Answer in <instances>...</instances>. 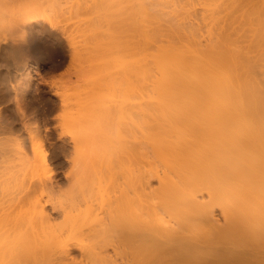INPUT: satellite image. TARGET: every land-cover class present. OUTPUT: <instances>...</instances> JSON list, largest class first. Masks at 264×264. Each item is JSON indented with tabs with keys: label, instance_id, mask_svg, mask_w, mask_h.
<instances>
[{
	"label": "bare ground",
	"instance_id": "bare-ground-1",
	"mask_svg": "<svg viewBox=\"0 0 264 264\" xmlns=\"http://www.w3.org/2000/svg\"><path fill=\"white\" fill-rule=\"evenodd\" d=\"M7 1L0 0L1 13H3L2 11L5 7H11L14 4L17 5L16 0H12L15 2L14 4L11 3L12 1H9L12 5ZM29 1L27 2L28 5L22 0L18 3L22 8H24L23 6H25V8L31 6L30 11H27V8V12L25 11L26 14L28 13V23H35L37 20H42L50 24L51 22L46 19V16L49 14H45V17L44 15L41 16V9L45 7L43 8L41 4V9H38V6H40L38 3H40L41 0L38 2L37 0H34L35 2H33V0ZM43 1L45 2V0ZM65 1L67 2V0ZM69 1L73 2V0ZM75 1L78 2L79 0ZM85 1L86 0H82V3L86 5ZM96 1H94L95 3L93 2L92 5L96 6ZM108 1H99L101 2L99 3L101 4L99 7L101 8L100 10H102V14H100L99 17L102 16L105 19L102 18L105 25L109 23L106 26L107 30L103 26L106 33L108 30L110 33L111 31H115L111 33L112 35L107 33L108 35L110 34V37L106 35L105 32V34H103V30H99L100 28L97 29L98 27L96 28L93 26L94 30L89 29L93 28L90 27L91 25H96V23L98 25L99 17H95L97 21L89 18V21L93 20L90 24H88V20V23L83 22L86 24V27H88V24V30L93 32L90 33L88 30L86 31L84 27L83 30L91 34L92 37L94 36V40L97 41V39L102 36L101 34L107 36L106 40V36L101 37L104 39H99L101 43L97 41L100 45L103 44V48L107 45L104 50L101 47L102 45H99L100 47L96 45L95 47V45H92L93 43L91 45L89 44L90 42L87 43L90 39H92L90 41H93V38L88 36L89 40L86 43L89 44L91 48L93 46L92 49L94 51L96 50V53L94 52L92 56L91 53L93 50L86 44L87 46L83 48L85 50H79V52L84 53L86 51L91 53L88 54L89 57L86 53V57L83 56V60L82 56H77V51H75L77 47H74V45L78 40H74L76 38L73 33L67 32L73 35H69L70 40L68 38L69 36L67 39L74 53L72 54L71 52V59H77L78 62H86L88 60L90 62L92 60L93 62L95 61L93 60L94 58L100 60L103 56H100L97 52L103 50L102 54L105 55L107 51L110 50V46H112L110 47L112 51L115 48V51H118L117 54L120 52L119 56L121 53V56L125 55L121 49L129 54L135 50L137 58L136 60H132V63L136 66H131L129 64L131 61H128V64L124 62L125 65H121L123 66L122 68L118 66L121 70H124L125 73L127 72V74L133 71L135 76L133 79L132 76L129 79L135 80L136 82L135 85L134 82H131L133 86H135L133 88L135 92L133 91L131 95V87V89L129 88L131 92L127 91L129 95H126L127 98V96L130 95L133 97L135 94V97H133V99L135 98L134 102L132 104L128 102L129 105L126 104L125 108L128 107L129 109L127 108V111H125L124 105L122 106L123 103H126L124 101H127V99L128 101L130 99L131 101L133 100L130 98L131 96L122 100L123 103L120 106L124 110L121 109L123 113L122 111L120 112L121 115H124H122L123 117L121 120L116 122L118 126H121H119L120 128L118 127L119 131L125 125V122L126 124L128 123V127H123V129L127 128L128 131L122 129L127 132V136L121 133L122 130L120 131V136L122 134V136H126L125 139H128L124 140L123 138L115 140L116 138L112 139L114 136L110 138L107 134L109 139H111L108 140V137L106 138L107 135H104L103 138L99 135L97 132V130H100L99 128L94 129V123H97L98 115V118L101 120L106 117L105 111L110 115L111 110L113 113L115 110L113 108L110 111L106 109L111 108L106 107L104 104L106 99H103L104 103H102L104 105H100L101 102L98 101L102 97L99 96V92L98 94L96 93L97 95L94 93L95 89L96 91H98V89L101 90V86L104 84L102 82L104 79L103 76L99 75L102 73V68L107 66L102 67L103 65H99L101 63L100 61L98 64L96 62L95 65L92 64V66L94 65L96 68L91 66V70L95 69L91 71V74H94V76L95 73L101 72L99 75L97 74L98 78H86L89 80V82L86 81L88 86L90 87L91 85L90 88H94V91L92 90L90 94L91 96L87 97L89 99H86L87 101L85 100L87 102V108L83 107V105L86 106V102H80L82 105H79L77 104V99H75L80 96L84 88L82 87V91H79L81 89L78 90V85L75 87L72 86V90L75 88L81 92H78L79 95L75 92V94L71 95H75L72 101L73 103L77 101V103L75 102L74 104L75 106L78 105V108L73 107L75 108L74 110H77L75 113L73 112V115H78L80 120L77 119L78 116L75 117L76 119L74 117L73 119L69 117L67 122L73 120L71 123L72 125H68L71 126L72 133L75 132L73 135L79 134L74 135L76 138L72 137L73 141L76 142L77 139H79L80 141H78L81 143V148L83 149L84 147L85 150H87V153H85L84 150L82 152V149L77 146V149H80L78 151L79 153L76 154L77 158L76 156L73 157V159H77H74L75 161L82 163V171H85L86 168H91V173H93L94 168L92 166L94 164L96 165L95 162L101 157L98 155V150H96L97 144L100 143V146L103 144V147H101L102 149L105 146L106 150L103 149L104 157L102 156L101 159H106L105 161L102 160V165L104 164L103 167L106 165L105 167L107 168L110 166V169L113 171L110 170L109 173L107 168V170L101 168L102 171L104 170L108 173L101 172V175L104 173L106 178L104 179V175L101 178L100 175L99 180L97 178L98 182L95 180V185L96 183L97 185L100 183L97 187L103 190L105 183L107 185L110 181L108 184L109 186L107 189H104V193L102 192L99 198L96 197L99 194L98 191H100L97 188V194L93 195V199L92 193L90 196L91 199L89 197L88 199H82L84 202L81 200L82 202L77 203V206L74 204L75 206H72L71 210H66L65 208L60 215L62 221L58 223L47 213L45 205L48 201L46 200L44 202L45 199H43V194L46 191L45 188H48L46 184L48 180L51 181V179H53V170L47 150L41 144L42 142L39 143L37 141L38 143H36L35 141L37 139L36 136H39L37 135L38 132L36 136H33L34 141H32L33 139L31 137L32 131L31 134L30 132L28 133V136L30 134L29 139H32L31 145L35 143L33 148H30V154L28 153L29 148L26 146L27 144L24 145L23 140H15L16 144H14L15 142H13L14 140L12 139L13 146L16 148H13L14 150L11 148L7 150V152L9 151L8 154L13 152V154L16 155L14 158L18 156L20 164L19 166H15V170L14 167H11L15 159L12 162H6L9 164L11 163L10 167L14 169L10 171L13 173L11 174L13 177L10 175L12 177V179H10L11 177L9 176L12 182L8 181L10 183L8 185L10 186L13 184L17 187V191L12 187L14 190L11 189V193H0V264H264V0H133L134 3L132 0L131 2H129L130 0H118L119 4L117 0H114V2L113 0ZM36 2L38 4L37 7L34 4ZM48 2H51V0H47V3ZM54 2L52 5L55 6ZM76 2H74L73 5L79 4H75ZM102 2H106L104 3L106 7ZM120 2L129 3V7L131 4H134L129 10V17H132L134 27L133 25L131 26V24L129 25L127 23L128 21H126V25L123 24L125 21L123 23L120 22L121 25L115 22V19L117 21V17L122 16L117 9L115 10V6L118 7L122 4ZM2 3L4 7H2ZM90 3H92V1ZM90 3L87 2V4ZM31 4L36 8L32 9ZM58 4H60V2H56L58 9L50 4L47 8L51 9L53 13L59 12L62 8H60L61 6ZM109 4L111 5L110 7L108 6ZM71 5H69L70 9H72ZM73 5V10L77 8L78 11L85 10L88 12V9L93 8L91 4L87 6L83 5L84 8H82V4L80 7L79 5L76 6V8H74L75 6ZM50 7L55 8L57 11ZM78 7L80 9H78ZM22 8L20 9L22 10ZM112 8L113 10H111ZM51 10L50 12H52ZM77 10L73 12L76 14ZM98 10L99 8L94 11ZM103 10H109L108 12L111 14H107V11L103 13ZM43 11L44 13H48L45 10ZM29 12L31 14H29ZM70 13L73 15L72 11H70ZM89 13L93 15V13L95 14L96 12L90 11ZM103 14H105L106 17ZM2 15L1 17L3 18ZM50 16L51 15L47 17ZM76 16L78 17L79 15L77 14L75 17ZM96 16H98V12ZM167 16H170L169 19L167 18L169 21L166 19ZM170 19H173V21ZM50 20H52V18ZM54 20L55 19L52 21ZM84 20L86 21L85 18L83 21ZM170 21L171 23L175 22L177 25L174 23H172L174 24L172 25ZM93 22L96 23L91 24ZM168 22L171 26L167 25L169 24ZM79 24L78 26L80 27L81 24ZM114 24L115 27H113ZM54 25L57 24L54 22ZM165 25H167V27ZM108 26L111 28H108ZM174 26H176L175 29H173ZM123 27L126 28L125 33L127 32L126 35H128V39L125 37L126 35L120 31ZM117 31L118 33L120 32V36H118ZM78 32H80V30ZM67 33L65 34L67 35ZM115 33H117V35ZM94 34L99 35H96V37L98 36L96 38ZM129 34H131V36ZM4 35L6 34L4 33L3 36ZM20 35L21 33L18 35L19 37L17 36L15 39L11 37L12 40L9 39L11 43L8 42L9 44L7 43V45L0 44V49L2 50L4 48V53L7 49L9 55L14 57L13 59L26 58L31 52L29 35ZM136 35L137 38L135 37ZM111 38L112 40H110ZM113 38H117V43ZM125 43H130L129 45L133 46H125ZM115 44H120L121 48H117L118 46ZM124 46L129 49H124ZM111 50L108 52H112ZM120 59L122 60V58ZM124 66H126V71ZM130 66L131 69L128 68ZM97 67L99 69L101 68V70ZM85 69L82 71L84 74L86 73ZM109 72L110 71H108V73ZM87 74L88 73L85 75ZM112 75H115V73ZM3 76L5 77V75ZM125 76L126 75H123V77ZM129 76H127V78ZM4 77H1L2 79L0 80L1 89ZM99 77H101V80ZM122 79L123 78H121V80ZM5 80L4 78V83ZM99 81L103 84L101 82L99 83ZM123 81L124 80H122V82ZM97 85H100V87L96 88ZM85 87L87 86L85 85ZM75 89L74 91H76ZM89 89L88 92H84L82 96L88 94ZM2 90H0V92ZM110 90L111 88H108V91ZM70 91L71 90H69V92ZM102 91H104L103 87ZM2 92L5 93V91ZM93 94H95V97H93ZM114 95H116V93ZM68 96L71 98L70 94H68ZM112 96L110 98H112ZM66 97L63 96L64 99ZM69 98L63 101L65 105L66 102L68 104L72 102L69 101ZM3 99L5 100V97ZM96 99H98V101H96ZM95 103L99 104L96 105ZM88 105H91L92 109L91 106L88 107ZM99 105L106 109H104V115L103 112L101 113V110L98 109L100 112L96 110L95 107ZM67 106L68 105H66V109ZM80 106L81 108L83 107L82 111ZM117 110L118 109H116V114L118 112ZM126 112L129 114L125 115ZM100 115L105 117L102 118ZM113 116L114 115H110L111 118H107L110 119V121L112 118L113 120L118 119ZM120 116H118L119 119ZM74 120L77 122L75 123ZM104 120L107 122L106 118ZM113 120L111 122H113ZM6 121L8 122L7 119L5 123ZM62 122L67 126L66 121ZM101 122L100 124L103 126L104 122ZM120 122L124 123V125ZM109 123L110 122L106 123L105 126ZM73 126L79 128L77 129L75 127L76 129L73 131ZM109 127L104 128L106 130L105 132H107ZM4 128L5 127H1L0 125V130ZM71 128L68 127L66 129ZM91 129L93 130L91 131ZM9 130L7 128L6 133ZM13 130L11 129L9 132L12 133ZM34 130L35 129H33V131ZM93 132L95 134L97 132L98 137L94 135ZM103 132L104 130L102 133ZM92 138L95 140L94 143H92L94 141ZM0 140L5 143V146L9 143L7 142L8 140H6V143L5 139L2 140V138ZM121 140L124 141V143ZM90 141H92L91 144L94 148H92L89 143ZM107 142L109 145L106 144ZM117 142L122 143L119 144ZM10 145L9 143V146ZM113 145L117 146L114 147ZM118 146L121 147L122 151H120L119 148L121 154L118 153ZM4 149H7V147ZM108 149L110 150L109 153ZM2 151L4 153V150ZM88 151H90V153ZM92 151L93 153H91ZM80 152L83 154L81 155ZM94 152L97 154L96 156L93 155V157H98L97 159L94 157L95 162L92 161V154H94ZM1 153L2 152H0V154ZM88 153L91 155L90 158L86 155ZM110 153L111 155H109ZM5 154L7 155V153ZM114 154L119 157L117 158L116 155L112 157ZM10 155L6 157L12 158V156H14ZM107 158L110 159L107 160ZM113 158H115V161ZM89 159L92 161L93 165H91ZM106 160L107 164L110 163L111 165H107ZM111 160L114 163L117 162L116 166L118 165V173L114 172V170L117 172V169H114V164L112 166ZM19 161L18 159L15 160L16 164L19 163ZM2 163L5 165L3 161ZM8 166L7 164V167ZM75 167L77 168L78 166ZM81 168L79 169L78 167L76 170L79 174ZM78 173L75 176L73 174L70 175H73L72 177H75L74 179L76 180V178L79 177ZM109 174L111 176H109ZM118 174L120 176H118ZM93 175L92 177L95 179ZM80 176L79 178L81 179L83 176L81 174ZM92 177L90 181L84 176L88 182L90 181L89 183L92 182L93 184L94 180ZM109 177L112 179V182L109 180ZM118 177H120V179ZM79 178H77V182L79 181L78 183H81ZM107 178L108 180H106ZM118 179L120 182H118ZM5 180H7V178H5ZM5 183H7V181ZM102 184L104 186H101ZM37 191L42 195V198L38 196L40 198L38 199L36 195V193L38 194ZM40 191L42 192L40 193ZM32 193L34 196H32ZM33 197H36V200ZM73 254L80 256V260H76V258L79 259L78 257L73 258L76 256L74 255L72 257Z\"/></svg>",
	"mask_w": 264,
	"mask_h": 264
},
{
	"label": "rangeland",
	"instance_id": "rangeland-1",
	"mask_svg": "<svg viewBox=\"0 0 264 264\" xmlns=\"http://www.w3.org/2000/svg\"><path fill=\"white\" fill-rule=\"evenodd\" d=\"M7 1V0H6ZM10 2L12 1V0H9ZM9 1H7L8 3H9ZM13 1H15V0H13ZM11 2V3H15V2ZM19 1V2H18ZM20 1L21 0H16V3H17V5L16 4H14L13 6H11L12 4L11 3H9V4H11L10 6L11 7H9L8 5V7L6 8H4L3 9V13H1L0 14V44H3V45H7V43L9 42V43H11V40L12 39H15L20 33H21V35L23 36H28V38H29V40H30V50H31V52L28 54V56H26V58L25 57H23V58H20V59H13L14 57H11L10 55H9V51L6 49V51H5V53H4V48L1 50L0 49V52L2 53H0L1 55H0V58H1V60H0V80L2 79L1 77H4L3 75H5V79L7 80H5V83H6V85H5V83H4V78H3V85H4V87H3V85H2V89L0 88V90H2V91H5V93L4 92H0V125H1V127H5L4 129H2V130H0L1 131V133H0V139L2 138V140L3 139H5V142H6V140H8L7 142H9L11 145L9 146V143H7L6 144V146H5V143H3V141H1L0 142V144L1 145H3V146H1L0 148H1V151L0 152H2L1 154H0V193L2 194L3 192H4V194L6 193H11L12 191H11V189H12V187H14L15 188V191H17V187H15L13 184L12 185H8V184H10L9 182H12V180L10 181V179H12V175L11 174H13L12 172H10L11 171V169H12V171L14 170L13 168H11V167H14L15 168V166H19V164H20V161H19V158H18V156H17V158H14V157H16V155L15 154H13V152H10L11 153V155H10V153L8 154V152H7V150H10L11 148L13 149V148H16L15 146H13L14 144H16V142H15V140H23L22 142L24 143V145L25 144H27L26 146L29 148V150H28V153L30 154L31 152H30V148H33V145L35 144L34 142V144H32L31 145V143H32V141H34V139H33V136H36V133H37V135H39V136H36L37 137V139L35 140L36 141V143H40V142H42L41 144L44 146V148L47 150V152H48V154H49V158H50V162H51V164H52V170H53V175H52V178L53 179H51V181L50 180H48V183L46 184L47 186L46 187H48V188H45L46 189V193L44 192V194H43V199H45L44 200V202L47 200L48 202V204L46 203V205H45V207H46V210H47V213L50 215V216H52L53 218V220H56L58 223H60L61 221H62V218L60 217V215H61V213H63V211L65 210V208H66V210H71V208H72V206H77V203H80V202H82L83 200H84V198H86V199H88V197L91 199V194H92V199H93V195L94 194H97L96 192H97V188H98V190H100L99 188L100 187H97V186H99V184L100 183H98V185H97V183H96V185H95V180H96V182H98L97 181V178H98V180H99V176L101 175V172H106V171H102L101 170V168H103V169H106L107 167H103V165H102V160H104L105 161V159H101L102 158V156L104 157V153H103V149L104 150H106L105 149V146H104V148L102 149L101 147H103L102 145L100 146V143H96L97 144V149L96 150H98L97 152H101L100 154L98 153V155L99 156H101L100 158H96L95 156H96V154H95V152H94V154H92V157H93V155H95L94 157L97 159V161L95 162L94 160V157H93V160L92 161H94L95 163H96V165H95V167H94V165H93V163H92V161L89 159V161H91V165H93L92 167L94 168L93 169V173H91L92 172V169L91 168H86L85 169V171H82V163L81 162H79V161H75L74 159H76L77 158V155L76 154H78L79 152V150L80 149H82L81 147V143L79 142L80 140L79 139H77V141L76 142H74L73 141V138L72 137H75L74 135H77V134H74L73 135V133H75V132H73L72 133V128H71V126H69L68 124H71L72 123V121H68L67 122V119H69V117H72V119H73V117L75 118V117H77L78 115H76V114H74L73 115V112L75 113L77 110H74L75 108H73V107H76V108H78V105L77 104H79V105H82V104H80V102L81 103H85L87 100L86 99H89V98H87V97H89V96H91L90 94H91V92H92V90L94 89V88H90L91 87V85H90V87L88 86V83L86 82V81H88L89 82V80L88 79H95V77L96 78H98V75L101 73L99 70H101V68L99 69L98 67V71L100 72V73H95V76H94V74H91V71L92 70H95V69H92L91 70V68L93 67V68H96V66L94 67V65L97 63H100L99 65H103L102 67H105V66H107V67H105V68H102V73L99 75V76H103V78L105 79H103L102 80V82L104 83H102L101 81H99V83L101 82L103 85L101 86V90L100 89H98V91H96V89H95V91H94V93L96 94H98V92H99V96H101L102 98L100 99V100H102V101H98V99H96V101H98V102H101V104L100 105H102L104 102V104L106 105V107H111V108H106L107 110H111L112 108L113 109H115L114 110V113L112 112V110H111V113H113V114H111L110 113V115H114L113 117L114 118H118V119H114L113 120V118L111 119V121L113 120V122H111L110 121V119H108L109 117H110V115H109V113L107 114V111H105L106 112V117L105 116H103V117H105L106 118V121L107 122H105V118H103L101 115V117L103 118V119H99L98 117H99V115H98V117H97V123L95 122L94 124V126H95V128L94 129H96V128H99L100 130L98 131L97 130V132L99 133V135L100 136H102V138L104 137V135H109V137L111 138V136L113 137L114 136V138H112V139H115V140H120V139H123L124 138V140H126V139H128V138H126L125 139V137L127 136L126 134H127V132L126 131H123V130H127V128L126 129H123V127L124 126H127V124H126V122H125V125H124V123H122V122H120L122 125H124L123 127H122V129H120V131L122 130V132L121 133H123V135H126V136H122V134H121V136H120V131H119V128L121 127L120 125V127L118 126V124L116 123L117 121H119V120H121V118L123 117L122 115H124V114H122L121 115V112L120 111H122V113H123V110L125 109V111H127L126 109L128 108H125L126 106V104H128L129 105V103L128 102H130L131 104L134 102V99H133V97H135L134 95H133V97L131 96L132 95V93H133V91L135 90V89H133L135 86H133V83H131V82H134V85H135V80L133 81V80H130L129 78H131V76H132V79H133V77L135 76L134 74H133V71L131 72H128V74H127V72L125 73L124 72V70H121L120 68H122L123 66H121V65H125V63L126 64H128L130 61V65L132 66V65H134L132 62V60H136V58H137V56H136V52H135V50L134 51H132V52H130V54L129 53H126V52H124V50L123 49H121V51H123V53L125 54V55H123V56H121L122 55V53H121V57L119 56V54H120V52H119V54H117V52L118 51H115V48H114V50L112 51L111 50V48L110 47H112V46H110L109 47V49L112 51V52H108V51H110V50H108L107 51V53L109 54H105V55H103L102 54V52H103V50H104V48H106L107 47V45H105L104 46V48H103V44H101L100 45V43H101V41H99V39L101 38V37H103L104 35L103 34H105L106 32L104 31V28H103V26L105 27V29L107 30V28H106V26H107V24H109V23H106V21H105V23H106V25L104 24V18L101 16V17H99L100 16V14H102V10H100L101 8L99 7V6H101V4H99V3H101V2H99V1H96V0H94V1H96L97 3H96V6L95 5H92L93 4V0H91L92 1V3H90L91 1L89 0H86L85 2H86V5H85V3H82V0L79 2H76L75 0H73V2H71V1H69V0H67V2L65 1V0H60V1H58V0H51V2H48L47 3V0H45V2L43 1V0H41V2L40 3H38V4H40V6H38L39 8V10L41 9L40 7L42 6L43 8L45 7L47 10L49 9V8H47V7H49V4L50 5H52V3L54 2V4H55V6L54 5H52L53 7H55L56 9H58L57 7V5H56V2L57 3H59L60 2V4H58L59 6H61L60 8H62V9H60L59 10V12L55 9V8H53V7H50V8H52V9H54V10H56L57 12L56 13H53V11L51 10V9H49L48 11L44 8V9H41L42 11V14H41V16L42 15H44V17H45V14L47 15V14H49V15H51L50 17L52 18V20L53 19H55L54 21H52V20H50L51 18L50 17H47V16H49V15H47L46 16V19L48 20V21H50L51 23L49 24L48 22H45V21H42V20H37V21H35V23L34 22H30V23H28L29 21L27 20L28 19V17H27V15H28V13L26 14V12L27 11H30V7L31 6H28V10L25 8V6H23L24 8H25V10H24V8H22V6L20 7V5H18V3H20ZM22 1H24V3L26 2V4L28 5V1L29 0H22ZM38 1H40V0H37V2ZM48 1H50V0H48ZM62 1V2H61ZM84 1V0H83ZM108 1V0H107ZM112 1V0H111ZM118 1V0H117ZM119 1H121V0H119ZM119 1L117 2L118 4H119ZM125 1V0H124ZM126 1H128V0H126ZM133 1V0H132ZM33 2H35L34 0H33ZM37 2L36 3H34L35 4V6L37 7ZM72 3V5L74 4V2H76L75 4H77V3H79L78 5H79V7L81 6V4H82V8H84V6L83 5H85V6H87V5H92L93 6V8L90 10V9H88V12H86L85 10H77V8H76V6H78V5H73V6H75L74 8H76V10H77V12H76V14L74 13L75 11L73 10V7H72V5H71V3ZM87 2H89L90 4H87ZM108 2H110V1H108ZM113 2H114V0H113ZM116 2V1H115ZM129 2H131V0L129 1ZM29 3H30V1H29ZM32 3V2H31ZM95 3V2H94ZM103 3V2H102ZM104 3H106V2H104ZM104 3H103V5H104ZM120 3H122L121 5H117L118 7H116L115 6V10L117 9L118 11H119V13H120V15H122V16H119V17H117L116 15V17H117V21H116V19H115V22H117L118 23V25H119V23L120 22H124L125 21V23H123V24H131V26L133 25V27H134V23H133V21H132V17L130 16L129 17V10H130V8H131V6H134V4H131V6L129 7V3H127V2H125V3H123V2H120ZM133 3H134V1H133ZM5 4V3H4ZM22 4V3H21ZM42 4V5H41ZM46 4H48V5H46ZM67 4V5H66ZM112 4V3H111ZM126 4V5H125ZM2 5H3V3H2ZM30 5V4H29ZM32 5V9L34 8H36L35 6L33 7V4H31ZM65 5V6H64ZM69 5H71V8L72 9H70V7H69ZM123 5H124V7H125V9H124V7H123ZM128 5V6H127ZM22 8V10L19 8ZM69 8H68V7ZM92 6H90V7H92ZM105 7H106V5H104ZM109 7L111 6L110 4L108 5ZM2 7H4V5L2 6ZM78 7V9H80ZM95 7V8H94ZM112 7H114V6H112ZM129 7V8H128ZM1 8V7H0ZM15 8V9H14ZM81 8V9H82ZM86 8H88V7H86ZM97 8H99V10L98 11H94V10H96ZM103 8V7H102ZM108 8V7H107ZM119 8H121V9H119ZM6 9V10H5ZM7 9H8V11H7ZM66 9V10H65ZM105 9V8H104ZM132 9L134 10V8L132 7ZM1 10V9H0ZM20 10V11H19ZM27 10V11H26ZM37 10V9H36ZM38 10V11H39ZM43 10H45L46 12H48V13H44V11ZM50 10L52 11V12H50ZM68 10V11H67ZM93 11V12H96L95 14L93 13V15L91 14L90 15V11ZM111 10H113V8L111 9ZM122 10H123V12H122ZM127 10V11H126ZM136 10V9H135ZM26 11V12H25ZM37 11V12H38ZM61 11V12H60ZM70 11H72V14L73 15H71V13H70ZM74 11V12H73ZM80 11H81V13H80ZM85 11V12H84ZM104 11H107V14L108 13H110V12H108L109 10H103V13H106V12H104ZM6 12V13H5ZM25 12V13H24ZM69 12V13H68ZM97 12H98V16H96L97 15ZM101 12V13H100ZM134 12V11H133ZM11 13V14H10ZM39 13V12H38ZM44 13V14H43ZM66 13V14H65ZM87 13H89V14H87ZM113 13V12H112ZM114 13H115V11H114ZM118 13V12H117ZM116 13V14H117ZM3 14V15H2ZM6 14V15H5ZM13 14V15H12ZM29 14H31L30 12H29ZM40 14V13H39ZM57 14V15H56ZM60 14V15H59ZM79 15L78 17H80V18H78L77 16L75 17V15ZM84 14H87V15H84ZM111 14V13H110ZM127 14V15H126ZM1 15L3 16V18L1 17ZM12 15V16H11ZM17 15V16H16ZM22 15V16H21ZM58 15H59V18H58ZM90 15V16H89ZM103 15H105V14H103ZM114 15V14H113ZM132 15V14H131ZM4 16H6V17H4ZM16 16V17H15ZM30 16V15H29ZM53 16H55V17H53ZM57 16V17H56ZM73 16V17H72ZM109 16H112V15H109ZM25 17H27V18H25ZM69 17V18H68ZM92 17V18H91ZM94 17V18H93ZM95 17H99L98 18V25L100 24L101 25V27L103 28H101L100 27V25L98 26L97 25V23L96 22H93V23H91V24H94V23H96V25L94 24V25H91L90 27H93V26H95L97 29H99V30H103V34H101L102 36H100V38H98L97 39V41H99V42H97L96 40H94V36L92 37L91 36V34H89L88 32H90L89 30H88V27H89V25L88 24H90V22H92L94 19H95ZM105 17H106V15H105ZM68 18V19H67ZM73 18V19H72ZM86 19V21L84 20L83 21V19ZM89 18L90 19H93V20H91V21H89ZM104 20H103V19ZM122 18V19H121ZM169 19L170 18V16H167L166 17V19ZM9 19H11V20H9ZM25 19V20H24ZM61 19V20H60ZM165 19V21L167 22V20ZM69 20V21H68ZM87 20L89 21V23L87 22ZM96 21H97V18L95 19ZM99 20H101V21H103V22H101V21H99ZM170 20H172L173 21V19H170ZM15 21V22H14ZM20 21V22H19ZM66 21V22H65ZM77 21H78V23H77ZM112 21H114V20H112ZM112 21H111V24H112ZM126 21H128L127 23H126ZM165 21H164V23H165ZM169 21V20H168ZM175 21V20H174ZM2 22V23H1ZM21 22H22V24H21ZM54 22H55V24H57V25H54ZM81 22V23H80ZM83 22H86V23H88L87 24V26L88 27H86V24H84ZM14 23H15V25H14ZM17 23H18V25H17ZM82 25H80V24ZM83 23V24H82ZM114 23V22H113ZM169 23V22H168ZM170 23H171V21H170ZM170 23L169 24H167L168 26L170 25ZM172 23H174L175 24V22H172ZM171 23V24H172ZM2 24V25H1ZM6 24V25H5ZM11 24V25H10ZM78 24L80 25V27L78 26ZM174 24H172V25H174ZM54 25V26H53ZM83 25H85V26H83ZM120 25H121V23H120ZM167 25H165L166 27H167ZM175 25H177V24H175ZM13 26V27H12ZM19 26V27H18ZM52 26V27H51ZM63 26V27H62ZM69 26V27H68ZM112 26V25H111ZM171 26V25H170ZM11 27V28H10ZM78 27H79V29H78ZM83 27H84V29L87 31L88 30V32L86 33L84 30H83ZM110 26H108V28H109ZM113 27H115V24H114V26ZM116 27H118V26H116ZM122 27V26H121ZM120 27V28H121ZM126 27H128V26H126ZM130 27V26H129ZM175 27L176 26H174V28L173 29H175ZM2 28V29H1ZM14 28V29H13ZM24 28V29H23ZM46 28V29H45ZM82 28V29H81ZM111 28V27H110ZM169 28V27H168ZM172 28H170V29H172ZM28 29V30H27ZM51 29V30H50ZM90 30L92 29V30H94V27L93 28H89ZM117 29V28H116ZM125 27H123L122 28V30L120 29V31L122 32V33H124V35H126V33H125ZM129 29V28H128ZM134 29V28H133ZM169 29V30H170ZM65 30V31H64ZM76 30V31H75ZM80 30V32H78ZM96 30V29H95ZM114 30V29H113ZM118 30V29H117ZM22 31H25V32H22ZM62 31V32H61ZM97 31V30H96ZM109 31V30H108ZM107 31V33H110V31L108 32ZM11 32V33H10ZM20 32V33H19ZM73 33V35L75 36V38L76 39H74V37H73V39L75 40V41H77V45L75 44L74 45V47L76 46L77 48H75V49H77V50H75V51H77V56H82V58H83V60H84V57H86V53H87V55L88 54H90V53H88V52H79V50L80 51H84L85 49H83V48H85V46H87L88 45V47H90V45L92 44V45H95V47H96V45H100L101 47H102V51L100 52H97V53H99V55L100 56H103L102 57V59H93V60H95V61H93L92 62V60H91V62L87 59L88 57H89V55H88V57L86 58L88 61H84V62H78V60L76 59V60H74V59H71L72 57H71V55L72 54H74L73 53V50H72V47H70V43H69V41H68V39H67V37L69 36V35H71V36H73L72 34H68V33ZM82 32V33H81ZM85 32V33H84ZM91 32H93V31H91ZM90 32V33H91ZM95 32V31H94ZM99 32H102V31H99ZM105 32V33H104ZM112 32H115V31H111V33ZM131 32H132V30H131ZM2 33V34H1ZM6 34V35H4L3 36V34ZM17 33H19V34H16ZM24 33V34H23ZM32 35H31V34ZM64 33V34H63ZM65 33H67V35L65 34ZM81 33V34H80ZM98 33V32H97ZM106 33V35H108ZM110 33V34H111ZM117 33H118V31H117ZM117 33H115L116 35H117ZM120 33V32H119ZM119 33H118V36H120L119 35ZM77 34V35H76ZM109 34V35H110ZM133 34H135V33H133ZM16 35V36H15ZM20 35V36H21ZM84 35V36H83ZM95 35V34H94ZM96 35H99V34H96ZM96 35H95V37H96ZM105 35V36H106ZM108 35V36H109ZM112 35V34H111ZM113 35H114V33H113ZM115 35V36H116ZM124 35H122V36H124ZM130 36H131V34H129ZM15 36V37H14ZM81 38H80V37ZM91 36V38H93V41H90V40H92V39H88L89 37ZM104 36V37H105ZM114 36V37H115ZM128 35H126L125 37H127ZM10 37V38H9ZM11 37H12V39H11ZM14 37V38H13ZM19 37V36H18ZM98 37V36H97ZM96 37V38H97ZM110 37V36H109ZM113 37V36H112ZM117 37V36H116ZM136 38H137V35L135 36ZM21 38V37H20ZM20 38H17V39H20ZM69 38V40H70V36L68 37ZM87 38V39H86ZM121 38V37H120ZM6 39H8V40H6ZM9 39H11V40H9ZM67 39V40H66ZM101 39H104V38H101ZM107 39V36H106V38H105V40ZM113 39H115V38H113ZM124 39H126V38H124ZM127 39H128V37H127ZM131 39H132V37H131ZM4 40V41H3ZM6 40V41H5ZM73 40V41H74ZM81 40H82V42H81ZM84 40V41H83ZM89 40V41H88ZM110 40H112V38L110 39ZM116 40H117V38L115 39V42H116ZM121 40V39H120ZM119 40V41H120ZM34 41V42H33ZM68 41V42H67ZM88 41V42H87ZM118 41V42H119ZM133 41L135 42V40L133 39ZM78 42H79V44H78ZM89 43V44H87V43ZM114 42V41H113ZM130 42V41H129ZM8 43V44H9ZM75 43V42H74ZM103 43V42H102ZM117 43V42H116ZM122 43H123V40H122ZM136 43V42H135ZM45 44V45H44ZM87 44V45H86ZM105 44V43H104ZM109 44V43H108ZM111 44V43H110ZM121 44V43H120ZM120 44L119 45H116V46H118L117 48H121L120 47ZM126 44V43H125ZM130 43H127L125 46H127V45H129ZM37 45V46H36ZM41 45V46H40ZM50 45V46H49ZM112 45V44H111ZM33 46V47H32ZM46 46V47H45ZM81 46H82V48H81ZM98 46H97V48H98ZM99 46V47H100ZM109 46V45H108ZM123 46V45H122ZM124 46V47H125ZM130 47H132L133 45H129ZM128 46V47H129ZM37 47V48H36ZM87 47V48H88ZM114 47V46H113ZM123 47V48H124ZM136 47V46H135ZM35 48V49H34ZM41 48V49H40ZM52 48V49H51ZM78 48H80V49H78ZM86 48V49H87ZM91 48V47H90ZM92 48H93V46H92ZM91 48V49H92ZM54 49V50H53ZM56 49V50H55ZM71 49V50H70ZM124 49H129V48H124ZM131 49H133V48H131ZM90 50V49H89ZM89 50H87V51H89ZM93 50V49H92ZM101 50V49H100ZM107 50V49H106ZM119 50V49H118ZM125 50V51H126ZM40 51V52H39ZM47 51V52H46ZM55 51V52H54ZM91 51V50H90ZM98 51V50H97ZM128 51H130V50H128ZM127 51V52H128ZM38 52V53H37ZM62 52V53H61ZM64 52V53H63ZM71 52H72V54H71ZM94 52L96 53V50L94 51L93 50V52L91 53L92 54V56L94 55ZM104 52H106V51H104ZM113 52H115V53H113ZM135 52V53H134ZM4 53V54H3ZM45 54V55H44ZM85 54V55H84ZM114 54V55H113ZM4 55V56H3ZM9 55V56H8ZM30 55H31V57H30ZM97 55V54H96ZM99 55H98V57H99ZM106 55H107V58H106ZM128 55H129V57H128ZM35 56H37V57H35ZM50 56V57H49ZM54 56V57H53ZM84 56V57H83ZM109 56H111V57H109ZM116 57H118V58H116ZM124 57V58H123ZM126 57V58H125ZM28 58V59H27ZM74 58V57H73ZM76 58V57H75ZM93 58V57H92ZM101 58V57H100ZM120 58H122V60L120 59ZM79 59V58H78ZM115 59V60H114ZM130 59V60H129ZM48 60V61H47ZM79 60H81V59H79ZM82 60V61H83ZM110 60V61H109ZM114 60V61H113ZM120 60V61H119ZM126 60V61H125ZM15 61H18L19 62V64H18V62H15ZM76 61V62H75ZM100 61V62H99ZM129 61V62H128ZM25 62V63H24ZM67 62V63H66ZM71 62H72V64H71ZM88 62V63H87ZM96 62V63H95ZM111 62H113V63H111ZM125 62V63H124ZM3 63V64H2ZM77 63V64H76ZM87 63V64H86ZM107 63V64H106ZM120 63H122V64H120ZM132 63V64H131ZM135 63V62H134ZM24 64H26V65H24ZM66 64V65H65ZM78 64H79V66H78ZM92 64H94L93 66H92ZM106 64V65H105ZM136 64V63H135ZM77 65V66H76ZM85 65H87V66H85ZM85 66V67H84ZM92 66V67H91ZM118 66H120V68L118 67ZM131 66L130 67H128V68H130L131 69ZM134 66H136V65H134ZM77 67V68H76ZM110 67V68H109ZM112 67V68H111ZM115 67H118V68H115ZM47 68V69H46ZM86 68V69H85ZM108 68H109V70H108ZM124 68H125V71H126V66H124ZM84 69L86 70L85 72L86 73H88L87 75H85L84 74V72H82V71H84ZM135 70V69H134ZM5 71V72H4ZM96 71H97V69H96ZM108 71H110L109 73H108ZM10 72V73H9ZM111 73V74H110ZM113 73H115V75H112ZM123 73H125V74H123ZM3 74V75H2ZM83 74V75H82ZM108 74H110V75H108ZM119 74V75H118ZM126 75L125 77H123V75ZM2 75V76H1ZM8 75V76H7ZM90 77H89V76ZM113 76V78H112V76ZM130 75V76H129ZM106 76V77H105ZM110 76V77H109ZM127 76H129L128 78H127ZM6 77H8V78H6ZM117 77H118V79H117ZM86 78H88V79H86ZM100 78V80H101V77H99ZM116 78V79H115ZM121 78H123L122 80H124L123 82H122V80H121ZM126 78V79H125ZM136 78V77H135ZM134 78V79H135ZM113 79V80H112ZM99 80V79H98ZM107 80V81H106ZM115 80V81H114ZM82 81V82H81ZM92 81V80H91ZM90 81V82H91ZM94 81V80H93ZM96 82V81H95ZM107 82V83H106ZM130 82V83H129ZM23 83V84H22ZM81 83V84H80ZM114 83H115V85H114ZM24 84H26V85H24ZM29 84V85H28ZM92 84H94V83H92ZM98 84V83H97ZM12 85V86H11ZM78 85V90L79 89H81V90H79V91H82V87L84 88L83 89V92L81 93V92H79L78 90H76L75 88V90L76 91H74V89L72 90V88L73 87H75V86H77ZM80 85H81V88H80ZM85 85L87 86V87H85ZM105 85V86H104ZM8 88H7V87ZM17 86V87H16ZM25 86V87H24ZM73 86V87H72ZM110 89L111 88V90L110 91H108V88ZM114 86V87H113ZM129 86V87H128ZM7 89H6V88ZM16 89H15V88ZM27 87V88H26ZM64 87H66V88H64ZM93 87V86H92ZM97 87H100V85L98 86H96V88ZM102 87L104 88V91H102ZM128 87V88H127ZM131 87H132V92L129 90V88L131 89ZM87 88V89H86ZM90 88V89H89ZM106 88V89H105ZM15 89V90H14ZM60 89V90H59ZM64 90V91H62V90ZM88 89H89V93L88 94H86V95H83L82 96V94L85 92H88ZM114 89V90H113ZM128 89V90H127ZM19 90V91H18ZM68 90V91H67ZM69 90H71L70 92H69ZM105 90H107V91H105ZM115 90H116V92H115ZM6 91H7V93H6ZM10 91V92H9ZM66 91V92H65ZM114 91V92H113ZM127 91H130L131 92V97L130 96H127V98H132V100L133 101H131V99L128 101V99L126 98V95H129L128 94V92ZM41 92V93H40ZM57 92V93H56ZM65 92V93H64ZM68 92V93H67ZM77 93L78 94V92L79 93H81L80 94V96L79 97H77V98H75V99H77V101H78V103H77V101H74V103L76 102L77 104V106H75V104L73 103V101H72V98L75 96H71L72 94H75V93ZM101 92H103V93H101ZM106 92V93H105ZM109 92V93H108ZM110 92H113L114 94L116 93V95H114L113 93H110ZM119 92V93H118ZM135 92V91H134ZM67 93V94H66ZM61 94V95H60ZM62 94H63V96H67L65 99H67V98H69V96H68V94H70V96H71V98H69V101H72V102H70L69 104L66 102V105H68L67 106V109H66V105H65V102L63 103V101L65 100L64 98H63V96H62ZM66 94V95H65ZM95 94H93L92 96L93 97H95ZM96 94V95H97ZM101 94V95H100ZM111 94V95H110ZM112 94H113V96H115V97H113L112 96ZM122 94V95H121ZM79 95V94H78ZM77 95V96H78ZM125 95V96H124ZM5 97V100L3 99L4 97ZM99 96H96V97H99ZM112 96V98H110ZM124 96V97H123ZM62 97V98H61ZM104 97V98H103ZM16 98V99H15ZM29 98V99H28ZM82 98H83V100H82ZM100 98V97H99ZM127 99V101H124V102H126V103H123V101L122 100H124V99ZM22 99V100H21ZM63 99V100H62ZM71 99V100H70ZM105 101H104V100ZM20 100V101H19ZM49 100V101H48ZM74 100V99H73ZM86 100V101H85ZM95 100V99H94ZM66 101V100H65ZM68 101V100H67ZM90 101V100H89ZM104 101V102H103ZM111 101V102H110ZM136 101V100H135ZM12 102V103H11ZM103 102V103H102ZM115 102V103H114ZM90 103V102H89ZM94 103V102H93ZM92 103V104H93ZM118 103V104H117ZM123 103V104H122ZM86 104V106L85 105H83V107L84 108H87V102L85 103ZM96 104V103H95ZM97 104H99V103H97ZM96 104V105H97ZM103 104V105H104ZM122 104V106L124 105V109L120 106ZM64 105V106H63ZM71 105V106H70ZM74 105V106H73ZM99 105V106H100ZM102 105V106H103ZM110 105V106H109ZM111 105H113V106H111ZM127 105V106H128ZM6 106V107H5ZM70 106V107H69ZM89 106H91V105H88V107ZM93 106H95V105H93ZM99 106H97V107H95L96 108V110L97 111H99V110H101V113L103 112V115H104V109L105 108H103V107H99ZM131 106V105H130ZM50 107V108H49ZM59 107V108H58ZM69 107V108H68ZM82 107V108H83ZM116 107V108H115ZM119 107H120V109H119ZM56 108V109H55ZM80 108H81V106H80ZM82 108H81V111H82ZM103 108V109H102ZM91 109H92V106H91ZM94 109V108H93ZM99 109V110H98ZM105 109V110H106ZM116 109H118L117 111V114H116ZM121 109H123V110H121ZM129 109V108H128ZM61 110V111H60ZM63 110V111H62ZM20 111V112H19ZM85 111V110H84ZM93 111V110H92ZM130 111V110H129ZM5 112V113H4ZM48 112V113H47ZM94 112V111H93ZM100 112V111H99ZM62 113V114H61ZM81 113V112H80ZM87 113V112H86ZM90 113H91V111H90ZM95 113V112H94ZM119 113V114H118ZM34 114V115H33ZM78 114H79V112H78ZM92 114V113H91ZM97 114H99V113H97ZM115 114H116V116H115ZM128 115L129 113L128 112H126L125 113V115ZM80 115H82V114H80ZM93 115V114H92ZM121 115V116H120ZM67 116V117H66ZM83 116V115H82ZM118 116H120V119H119V117ZM64 117V118H63ZM95 117V116H94ZM108 117V118H107ZM112 117V116H111ZM110 117V118H111ZM3 118V119H2ZM8 120V122L6 121V123H5V120L6 119ZM66 118V119H65ZM96 118V117H95ZM57 119V120H56ZM71 119V118H70ZM76 119V118H75ZM77 119L78 120H80V117L78 116L77 117ZM94 119V118H93ZM92 119V120H93ZM124 119V118H123ZM4 120V121H3ZM100 120V121H99ZM102 120H104V121H102ZM109 120V121H108ZM128 120V119H127ZM32 121H34V122H32ZM62 121H66V123H67V126L68 127H70L71 129H66V128H68L66 125H64L63 124V122ZM102 121V122H101ZM4 122V123H3ZM59 122V123H58ZM60 122H61V124H60ZM74 122H75V120H74ZM74 122H73V125H74ZM77 122V121H76ZM75 122V123H76ZM100 122L101 123H103L104 125V127L100 124ZM108 122H110L109 124H107L106 126H105V124L106 123H108ZM128 122H129V120H128ZM4 124V126H3V124ZM12 125H11V124ZM30 123V124H29ZM92 123H93V121H92ZM111 123H113V124H111ZM116 123V124H115ZM111 124V125H110ZM10 126L11 127V129L14 131H12V133L11 132H9V131H11V129H10V127L8 126V127H6V126ZM72 125V124H71ZM76 125H78V124H76ZM109 125H110V127H109ZM112 125H115V126H112ZM27 126V127H26ZM93 126V125H92ZM91 126V127H92ZM93 126V127H94ZM117 126V127H116ZM62 127V128H61ZM78 129L79 127H77V126H73V128H74V130L73 131H75V129L76 128ZM105 127H109L108 129H107V132H105L106 130L104 129ZM111 127H112V129L114 130V132H115V134H114V132H113V130L111 129ZM115 127V128H114ZM119 127V128H118ZM128 127V126H127ZM7 128H8V132L6 133V131H7ZM27 128H28V130H27ZM30 128V129H29ZM40 128V129H39ZM54 128V129H53ZM33 129H35L34 131H33ZM37 129V130H36ZM116 129V130H115ZM5 131V133H4V131ZM19 130V131H18ZM66 130V131H65ZM93 129H91V131H92ZM104 130V132L102 133V131ZM3 131V132H2ZM31 131H32V134H31ZM71 131V132H70ZM77 131V130H76ZM95 131V130H94ZM128 131V130H127ZM30 132V134L32 135L31 137H32V141L29 139V137H30V134H29V136H28V133ZM66 132V133H65ZM96 132V134L94 133V135H96L97 137H98V133ZM119 132V133H118ZM126 132V133H125ZM2 133H4V134H2ZM34 133H35V135H34ZM15 134V135H14ZM68 134V135H67ZM114 134V135H113ZM119 134V135H118ZM79 135V134H78ZM108 135L106 136V138L108 137ZM116 135V136H115ZM119 138H118V137ZM128 136H129V134H128ZM21 139H20V138ZM41 139H40V138ZM54 137V138H53ZM61 137V138H60ZM95 137V136H94ZM93 137V138H94ZM109 137H108V140H111V139H109ZM76 138V137H75ZM92 138V139H93ZM100 138V137H99ZM98 138V139H99ZM12 139L14 140L13 142H15L14 144H13V142H12ZM41 140V141H39V140ZM47 139V140H46ZM79 140V141H78ZM94 140V139H93ZM31 141V142H30ZM38 141V142H37ZM105 141H106V139H105ZM122 141V140H121ZM128 141V140H127ZM12 142V143H11ZM91 142L92 141H90L89 143L91 144ZM95 142V140L92 142V143H94ZM97 142V141H96ZM103 142V141H102ZM109 142V141H108ZM108 142L106 143V144H108ZM116 142V141H115ZM123 143H124V141H122ZM122 142H120V143H122ZM104 143V142H103ZM110 143V142H109ZM117 143H119V142H117ZM119 143V144H120ZM56 144V145H55ZM111 144V143H110ZM95 145V144H94ZM109 145V144H108ZM112 145V144H111ZM122 145V144H121ZM125 145V144H124ZM77 146L78 147H80V149L78 148L77 149ZM84 146V145H83ZM91 146H92V148H94L93 147V145L91 144ZM96 146V145H95ZM100 146V147H99ZM114 146V145H113ZM115 146H117V145H115ZM114 146V147H115ZM2 147H4V148H6L7 147V149H4V148H2ZM85 147H87V146H85ZM107 147V146H106ZM111 147V146H110ZM110 147H109V149H110ZM89 148H90V145H89ZM117 148V147H116ZM119 148H120V151H122L121 150V147L120 146H118V151H119ZM102 149V150H101ZM108 149V153H109V151L111 150H109ZM114 149V148H113ZM2 150H4V153H3V151ZM14 150V149H13ZM83 150L85 151V153H87L86 151L87 150H85V148L83 147V149H82V152H83ZM116 150V149H115ZM6 151V152H5ZM32 151V150H31ZM91 151V150H90ZM90 151H88L89 153H90ZM117 151V152H118ZM118 152V153H120L121 154V152ZM82 152H80L81 153V155L83 154ZM117 152H115V153H117ZM5 153H7V155L5 154ZM86 154V155H88V158H90L91 157V155L90 154ZM91 153H93V151L91 152ZM105 153H107V152H105ZM114 153V152H113ZM112 153V154H113ZM4 154V155H3ZM71 154V155H70ZM119 154V155H120ZM12 156V155H14V156H12V158L11 157H9V158H11V159H9L8 157H6V156ZM81 155H78V156H81ZM109 155H111V153L109 154ZM116 154H114V155H112V157L113 156H115ZM2 156H4V157H2ZM76 156V158H74L73 159V157H75ZM87 157V156H86ZM110 157V156H109ZM112 157H111V159H112ZM116 157H117V155H116ZM119 157V156H118ZM117 157V158H118ZM4 158V159H3ZM72 158V159H71ZM79 158H81V157H79ZM116 158V159H117ZM6 159H9V160H11V161H9V160H6ZM17 160L18 159V161H19V163H17L16 164V162H15V160ZM110 158H107V160H109ZM115 158H113V160H114ZM4 160H6V161H4ZM14 160V161H13ZM72 160V161H71ZM77 160V159H76ZM79 160V159H78ZM81 160V159H80ZM100 160V161H99ZM107 160H106V164H107ZM2 161L5 163V165L2 163ZM12 162V163H14V164H12L11 165V163L9 164V163H6V162ZM112 161V160H111ZM115 161V160H114ZM116 161H118V160H116ZM73 162V163H72ZM100 162V163H99ZM75 163H76V165H75ZM97 163H98V165H97ZM105 163V162H104ZM7 164L9 165L8 167H7ZM70 164H71V166H70ZM108 164H110V163H108ZM107 164V165H108ZM113 164H114V169H117V172L114 170V172L115 173H118L119 172V170H118V165L116 166V164H117V162H113L112 161V166H113ZM10 165H11V167H10ZM14 165V166H13ZM111 165V164H110ZM75 166H78L79 167V169L81 168V170H79L80 171V174L83 176L81 179L79 178V177H81L80 176V174L76 171L77 170V168L75 167ZM100 166H102V167H100ZM111 166V167H112ZM10 167V168H9ZM88 167V166H87ZM89 167H90V165H89ZM97 167H98V169H97ZM7 168V169H6ZM3 169V170H2ZM10 169V170H9ZM91 169V170H90ZM96 169V170H95ZM108 169V172L110 173V166H109V168H107ZM106 169V170H107ZM6 170V171H5ZM9 170V171H8ZM15 170H16V168H15ZM75 170V171H74ZM84 170V169H83ZM89 170H90V172H89ZM69 171V172H68ZM100 171V172H99ZM111 171H113V170H111ZM8 172H9V174H8ZM88 172H89V174H88ZM97 172V173H96ZM98 172H99V174H98ZM108 172H106V174L108 173ZM113 172V173H114ZM2 173V174H1ZM79 174V177H77V178H79L80 179V182L82 183H78L77 182V178H76V180L74 179L75 177H72L73 175L75 176L76 174ZM90 173H91V175H90ZM113 173H112V175H113ZM6 174V175H5ZM7 174H8V176H7ZM70 174H73V175H70ZM93 174H95V175H93ZM97 174V175H96ZM12 177H11V176ZM92 175L94 176V178L95 179H93V177H92ZM104 175V179L106 178L105 177V174L103 173L100 177L102 178V176ZM114 175H116V174H114ZM5 176V177H4ZM11 178H10V177ZM84 176H86V178L88 179V180H90L91 181V177H92V179L94 180H92L93 181V184L95 185H93L92 184V182L91 183H89L85 178H84ZM96 176V177H95ZM109 176H111L110 174H109ZM117 176V175H116ZM118 176H120L119 174H118ZM113 177V176H112ZM3 178V179H2ZM5 178H7V180H5ZM10 178V179H9ZM84 178V179H83ZM100 178V179H101ZM117 178V177H116ZM119 179H120V177H118ZM9 179V180H8ZM78 179V180H79ZM104 179H103V181H104ZM118 179V180H119ZM106 180H108V178L106 179ZM109 180H111V182H112V179L109 177ZM3 181V182H2ZM7 181V183H5ZM9 181V182H8ZM14 182V181H13ZM56 182V183H55ZM77 182V183H76ZM100 182V181H99ZM118 182H120V180L118 181ZM4 183H5V185H4ZM104 183V182H103ZM109 183H110V181H109ZM108 183V184H109ZM15 184V183H14ZM31 184V183H30ZM106 185V183H105V187H103L104 189H107L108 188V186L109 185ZM117 185V184H116ZM101 186H104L103 184L101 185ZM111 186V185H110ZM11 187V188H10ZM74 187H75V189H74ZM89 187V188H88ZM51 188V189H50ZM118 188V187H117ZM71 189V190H70ZM102 189V188H101ZM100 190V191H98V195L96 196L97 198H99L100 197V194L103 192V191H105V190ZM12 190H14V189H12ZM73 190V191H72ZM38 192V191H37ZM42 191H40V193H41ZM48 192V193H47ZM52 192V193H51ZM35 193V192H34ZM78 193V194H77ZM104 193V192H103ZM33 194V193H32ZM31 194V195H32ZM83 194V195H82ZM36 195H37V197L38 196H40V198H42L41 196L42 195H40L39 194V192H38V194L36 193ZM35 195V196H36ZM49 195V196H48ZM72 195V196H71ZM87 195H89V196H87ZM32 196H34V194L32 195ZM32 196H31V198H32ZM46 196V197H45ZM74 196V197H73ZM94 196V197H95ZM34 198V197H33ZM39 197H38V199H40ZM65 198V199H64ZM70 198V199H69ZM75 198V199H74ZM35 200H36V197L34 198ZM63 199H64V201H63ZM83 199V200H82ZM89 199V200H90ZM51 200V201H50ZM82 200V201H81ZM33 201V200H32ZM53 201V202H52ZM84 202V201H83ZM63 204V205H61V204ZM67 203V204H66ZM75 204V205H74ZM55 205V206H54ZM52 206V207H51ZM64 207V208H63ZM62 208V209H61ZM53 210V211H52ZM74 255H76L75 257H73ZM72 257L73 258H76V257H80V256H77V254H73L72 255ZM76 260H80V258L79 259H77L76 258Z\"/></svg>",
	"mask_w": 264,
	"mask_h": 264
}]
</instances>
